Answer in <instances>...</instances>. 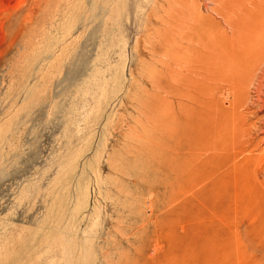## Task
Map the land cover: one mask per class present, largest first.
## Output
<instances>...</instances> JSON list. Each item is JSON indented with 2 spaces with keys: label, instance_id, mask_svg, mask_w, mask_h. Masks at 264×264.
Masks as SVG:
<instances>
[{
  "label": "rangeland",
  "instance_id": "1",
  "mask_svg": "<svg viewBox=\"0 0 264 264\" xmlns=\"http://www.w3.org/2000/svg\"><path fill=\"white\" fill-rule=\"evenodd\" d=\"M236 1L0 0V264H264V0ZM177 31L217 65L184 175Z\"/></svg>",
  "mask_w": 264,
  "mask_h": 264
},
{
  "label": "bare ground",
  "instance_id": "2",
  "mask_svg": "<svg viewBox=\"0 0 264 264\" xmlns=\"http://www.w3.org/2000/svg\"><path fill=\"white\" fill-rule=\"evenodd\" d=\"M236 0H233L235 2ZM254 1V0H253ZM261 1V0H260ZM238 5H241L243 1L240 3L238 0L236 1ZM250 2H252L250 0ZM256 3V2H255ZM263 3V2H262ZM259 4V3H258ZM256 3V5H258ZM234 5V4H233ZM237 5V6H238ZM252 5V4H251ZM254 5V4H253ZM236 6V4H235ZM233 6V7H235ZM259 6V5H258ZM243 7V4H242ZM255 7V6H254ZM238 8V7H236ZM262 8V7H261ZM264 8V5H263ZM240 9V8H238ZM245 9V8H244ZM247 9V8H246ZM235 10V8H234ZM243 10V9H242ZM249 12V11H248ZM235 13V12H234ZM233 13V14H234ZM241 13V12H240ZM250 13V12H249ZM252 13V12H251ZM256 13V12H254ZM259 13V12H258ZM257 13V15H258ZM261 14V13H260ZM259 14V15H260ZM237 15V14H236ZM253 15V14H251ZM255 15V14H254ZM258 15V17H259ZM262 15V14H261ZM260 15V17H261ZM239 16V15H237ZM244 16V15H243ZM246 16V15H245ZM256 16V15H255ZM254 17V16H253ZM257 17V19H258ZM259 17V19H260ZM256 18V17H254ZM258 19V20H259ZM255 20V19H254ZM240 21V20H239ZM243 21V18H242ZM241 21V22H242ZM260 23V21H259ZM239 25L237 22L235 23ZM236 25V26H237ZM261 25V23H260ZM264 24H262L263 26ZM259 26V25H257ZM230 27L232 28L233 25ZM243 27V26H242ZM181 29L185 30L186 28L184 25L180 26ZM230 28V29H231ZM235 28V27H233ZM238 28V26H237ZM259 28V27H258ZM263 28H261L262 30ZM237 30V29H236ZM235 30V31H236ZM244 30V29H243ZM241 31V30H240ZM263 33V32H262ZM235 34V33H234ZM240 35V34H239ZM171 42L168 47H170L169 53V62H168V87L165 89V94L168 99H170L171 103V110H170V116H171V125H170V133H171V139H172V153L174 154V158L178 155V158L180 159L181 167L180 171L181 174H185V164L187 162L186 156H187V133H188V126H187V117L188 112L191 109V107L199 101V97L203 94V86L204 83L207 81V76L215 77V72L217 69L215 59L212 57L214 54H211V49L209 47H206L205 54L201 52L200 50L194 48L192 38L184 31H177L175 33V37H170ZM231 39V38H230ZM233 39V38H232ZM211 40V39H210ZM215 40V39H214ZM236 40V39H235ZM216 41V40H215ZM261 41V40H260ZM217 42V41H216ZM233 42V41H232ZM198 43V42H197ZM218 43V42H217ZM264 44V43H263ZM195 45V44H194ZM199 45V44H197ZM201 45V44H200ZM231 45V44H230ZM229 44L228 46L231 47ZM212 46V45H211ZM222 46V44H221ZM227 47V46H225ZM202 48V46H201ZM223 48V47H222ZM233 48V47H232ZM231 48V49H232ZM259 48V47H258ZM261 49V48H260ZM219 51V50H218ZM263 52V51H262ZM218 53V52H217ZM229 53V52H228ZM221 54V53H220ZM236 54V52H235ZM230 55V54H229ZM257 55V54H256ZM261 55V54H260ZM226 56V55H225ZM217 57V56H216ZM222 57V56H221ZM233 57V56H232ZM231 57V59H232ZM235 57V56H234ZM226 58V57H225ZM229 58V57H228ZM264 57H262L263 59ZM219 59V58H218ZM223 60V58H220ZM230 59V58H229ZM220 60V62H221ZM225 60V59H224ZM258 60V59H256ZM261 60V59H260ZM229 62V60H228ZM231 62V61H230ZM233 62V60H232ZM231 62V63H232ZM256 62V61H255ZM222 63V62H221ZM262 63V62H261ZM257 64V63H256ZM255 64V65H256ZM260 64V63H259ZM264 64V63H263ZM166 66V65H165ZM252 66V65H251ZM257 66V65H256ZM221 67V66H220ZM225 68V67H224ZM223 68V69H224ZM254 68V67H253ZM222 69V70H223ZM229 69V67H228ZM252 69V68H251ZM235 70V69H234ZM219 71V70H218ZM252 71V70H251ZM259 71V68H258ZM257 71V72H258ZM264 71V70H263ZM167 72V73H168ZM223 71H221L222 73ZM226 72V71H225ZM218 76V75H217ZM252 76V75H251ZM255 76V75H254ZM216 78V77H215ZM245 78V76H244ZM249 78V77H248ZM253 78V76H252ZM264 78V77H263ZM261 78V79H263ZM219 79V78H218ZM222 79V77H221ZM226 80V79H225ZM158 81V79H156ZM155 81V82H156ZM255 81V80H254ZM226 82V81H225ZM212 83V82H211ZM214 83V82H213ZM222 83V82H221ZM159 84V83H158ZM215 84V83H214ZM224 84V83H222ZM208 85V84H207ZM226 85V84H225ZM159 86V85H158ZM162 87V86H161ZM216 87V86H215ZM158 88V87H156ZM159 89V88H158ZM217 89V88H216ZM158 91V90H157ZM212 91V90H210ZM241 91V90H240ZM206 93V92H205ZM209 93V92H208ZM213 93V92H212ZM239 93V92H238ZM212 95V94H211ZM241 96V95H240ZM205 97L208 98V96L205 95ZM212 97V96H211ZM243 97V96H241ZM245 97V96H244ZM202 98V97H201ZM237 98V97H236ZM209 100V99H208ZM244 100V98L242 99ZM203 101V99H202ZM210 101V100H209ZM215 101V100H214ZM207 102V101H206ZM212 102V101H211ZM209 103V102H207ZM239 103V102H237ZM207 105V104H206ZM204 106V105H203ZM209 106V105H208ZM230 108V107H229ZM242 108V107H240ZM212 109V108H211ZM234 109V108H233ZM227 112V111H226ZM198 113V112H197ZM212 113V112H211ZM201 114V111H200ZM207 114V113H205ZM241 114V113H240ZM214 115V114H213ZM209 116V115H208ZM168 117V116H167ZM201 115L199 116V118ZM210 117V116H209ZM208 117V118H209ZM228 117V116H227ZM202 119V118H201ZM231 119V118H230ZM234 121V120H233ZM190 123V122H188ZM206 124V123H205ZM190 125V124H189ZM248 128V127H247ZM193 129V128H192ZM190 130V129H189ZM191 131V130H190ZM194 131V130H193ZM235 133V132H234ZM190 135V134H189ZM192 135V134H191ZM193 137V136H192ZM214 138V137H213ZM170 139V138H169ZM190 139V138H189ZM169 141V140H168ZM193 141V140H192ZM195 142V141H194ZM193 142V144H194ZM198 142V141H197ZM199 143V142H198ZM197 143V144H198ZM213 144V143H212ZM211 144V146H212ZM200 145V144H199ZM210 145V144H209ZM198 147V146H197ZM189 148V147H188ZM201 152V151H200ZM197 155V154H196ZM198 157V155H197ZM196 160V159H195ZM190 162V161H189ZM235 166V164H234ZM176 169V167H175ZM174 172V169H173ZM177 172V170H176ZM175 174V173H174ZM193 174V173H192ZM177 175V174H176ZM186 176V175H185ZM188 177V176H187ZM172 178V177H171ZM176 179V177H174ZM181 179V178H180ZM59 184H62V186H65V183L60 181ZM78 203L76 205L75 213L79 214L82 211H85L88 207V194H87V188L79 189L78 192ZM64 207L63 199L59 197L58 195V213L62 211ZM83 256L77 255L74 256L73 264H83ZM259 261V259H258Z\"/></svg>",
  "mask_w": 264,
  "mask_h": 264
}]
</instances>
